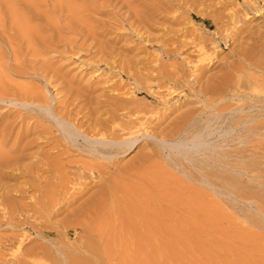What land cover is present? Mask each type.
Segmentation results:
<instances>
[{"label": "bare ground", "instance_id": "obj_1", "mask_svg": "<svg viewBox=\"0 0 264 264\" xmlns=\"http://www.w3.org/2000/svg\"><path fill=\"white\" fill-rule=\"evenodd\" d=\"M166 1L173 2V0ZM157 2L158 0H92L90 5H84L85 3H79L78 0H0V264H94V261L108 262L114 257L118 260L119 257L121 258L120 264H128L126 261L128 259L122 253L131 246L135 250H132L135 252V260L139 259L142 263L150 259L149 253L153 251L152 236L154 237L156 232L154 228L167 227V225H161L159 217H155L158 219L156 222L152 210L153 216L149 211L145 212V202H147L145 199L159 192L155 190L156 188H161L157 183L160 180H154L155 173L161 171L158 178H162L163 183H167L166 186L175 178H170L163 173L160 163L154 164L153 162L156 163V161H148L150 156L160 153L157 150L160 145L155 142L147 143L145 145L147 151L142 152L133 161L123 165L117 161L136 147L139 143L136 141L141 136L152 137L162 143H170L181 136L185 137L184 133L191 129L193 131L194 126V131H197L199 124L197 126L195 122L201 118L198 119L199 114L194 115L192 114L194 112L190 113L191 111L186 110L167 126L161 128L157 135H149L143 131L140 133L139 127L144 126L147 120L146 114L138 107L139 102L135 99L142 93L141 88L127 87L120 81L109 84L107 78L105 82L109 85L103 88L101 86L104 83L101 85V80L88 82L71 75V71L68 72V68L60 61L62 54L70 55V57L76 55L86 46L87 41H90L89 44L94 43L97 52L103 54L104 46L98 40L103 32L100 29L129 28L132 32L142 30L147 32L152 29V25L158 20L154 14L160 9ZM261 2L264 5V0H229L226 8L223 7L224 10L218 13L215 11L217 13L215 15H218L216 17L225 23L222 27L217 24V18H212L217 24L213 32V37L217 40L213 41L215 45L212 49L219 48L222 42L226 44L232 39L233 41L238 39L242 32V25L239 22L240 26H238V21L242 19L244 24L247 23L245 17L249 16L250 11L257 13L258 9L261 10L262 8L259 7ZM163 6L166 7L165 4ZM106 8L112 10V13L109 12L108 21L104 22L106 28L98 24H88L89 12L101 14ZM240 12H242L241 15ZM242 15L246 21L241 18ZM229 29L233 33L230 32L231 30L228 31ZM223 31H228L230 34L226 32L227 35L224 36ZM255 33H251L253 38ZM257 36H261L260 39L264 37V31H260ZM191 40L193 42V39ZM171 41L158 44L159 52L154 54L153 60L144 63L141 68H137L132 61L124 58L125 48L118 47L116 50L109 47V53L115 55L114 62L118 66L114 76H118L119 79L126 77L127 80L133 81L142 78L145 83H148L142 88L151 94L155 93V85L165 87L170 94L177 95L183 90H191L192 84H196L198 85L196 94L201 98L204 97L205 102L212 108L220 95H218L219 91L225 87L232 92V97L236 96L238 99L243 96L254 97L259 104H255L256 101L255 103L250 101L247 109L251 112L255 109L256 112L233 116L229 121L232 126H228L231 129L239 127L237 133L239 136L243 133L246 135L252 133L251 135L256 136L254 134L257 133L259 137H264L259 133L264 131V62L252 57L249 50L243 47L237 53L239 62L231 64L223 71L220 69L222 72L219 75L214 74L213 78L209 75L207 80L201 83L199 73L195 75V78L190 79L182 66L184 63H162L161 58L175 57L176 53L178 54L185 46L183 42L180 43L176 39ZM203 41L198 39L195 43V46L200 48L198 52H201L202 57L197 60L200 62L199 66L193 65L192 74L195 70H201L204 67L202 65L204 60L211 58V54L203 50ZM100 61H102L101 57L96 61L98 69L105 66L104 62ZM182 61L189 64L185 58ZM110 67L112 68L113 65L111 64ZM99 73L101 72H97ZM11 75L25 77L26 82L18 83L13 80V77L11 78ZM244 79L250 82L247 85L248 90L241 89ZM47 87L56 90V97L48 94ZM193 94L195 95V92ZM145 98L144 95L143 99ZM140 116L145 120L141 121L139 127H135ZM214 116L217 120L218 114L214 113ZM205 119L211 121L212 118ZM198 140L201 141V139ZM176 159L174 158V162ZM146 162L152 164L145 165ZM158 167L160 170L157 171ZM10 175L22 179L19 182L21 185H15L18 182L8 184L7 179H10ZM203 178L205 182L211 184L208 175H204ZM181 182L182 185L186 183ZM187 185L182 186V189H186ZM189 186L186 197H177L176 204L186 208V218H194L198 217L199 211L202 212L205 209L206 212L209 206L204 205L199 211L193 209L192 205L195 204L193 202L196 201V196L200 198L203 193ZM232 186L231 184V188ZM185 189L183 192L186 191ZM178 193L176 192V195ZM188 194L195 196V198L192 197L193 202ZM152 199L154 203L157 198ZM148 203L147 206H151L155 212L160 210L159 202L157 203L159 209L155 208V203H151L152 205ZM169 204H172L171 209L176 207L175 202ZM62 206H66L64 210L67 213L58 225L65 227V235L68 236V227H71L79 229L78 232L87 237L81 244L85 250H81L84 253L80 255V258L78 254H81L79 250L81 247L77 246L79 242L77 244L76 241H72L76 247L72 245L71 250L79 247L77 250L80 252L76 251L77 254H75L76 252L73 251L74 253L70 254L68 251L65 254L64 252L71 246L69 244L67 249L66 244L69 243V239L64 244L63 240H60L61 247L58 241L56 243L55 239H52V235L59 227H48L44 230L39 227L43 220L47 223L46 218L50 215H57ZM210 208L213 214L216 213L215 206L210 205ZM171 211L168 210L167 213L164 212L166 214H162L166 219H170ZM161 220L164 221V219ZM200 222L198 224H201ZM140 227H144V230L148 229L150 235L143 234V228L139 232ZM166 229L163 231L167 233ZM109 231L113 233L115 231L114 236H118V240L106 239ZM35 236H38L42 242L30 245ZM168 237L167 240H169ZM158 238L160 237L157 236L156 240ZM127 239L131 240L130 244L127 243ZM154 243L157 244L155 241ZM162 244L167 246V241ZM114 246L118 249L114 250ZM62 258L66 259V262L62 260L59 263ZM130 261L132 262V259Z\"/></svg>", "mask_w": 264, "mask_h": 264}, {"label": "rangeland", "instance_id": "obj_2", "mask_svg": "<svg viewBox=\"0 0 264 264\" xmlns=\"http://www.w3.org/2000/svg\"><path fill=\"white\" fill-rule=\"evenodd\" d=\"M91 1L92 0H78L79 3H85L84 5H90ZM228 2L229 0H173V2L158 0L157 5L158 7H160V9H158V11L154 13L156 14L158 20L154 25H152V29H149L147 32L144 30L132 32L129 28L115 30L100 29L101 32H103L101 35H99L98 40L104 46L103 54L97 52V47L94 46V43L89 44L90 41H87L86 46L81 48L76 55L70 57V55L67 56L65 54H62L63 57L60 62H62V64L68 68V72L71 71V75H75L76 77L81 78L83 81L87 80L88 82H94L97 80H101L100 84L102 85L104 83L101 87H106L114 81H120L122 84L124 83L125 85H127V87L134 86L133 88L135 89L141 88L140 90H142L143 94H138V97H136L135 99L138 100V107L143 110L144 114H146L145 116L147 117V120L144 125L145 127H139L141 121L145 120L142 116H140L138 121L136 122L135 127H139V129L141 130L140 133H142L143 131V133L149 135H157L161 128L167 126L180 113L185 112L186 110L191 111L190 113L194 112L192 113L194 115L199 114L198 119H203V121L201 119H199V121L196 120L195 125L198 126L199 124V127L196 129L197 131H194V126L192 127L194 128V132L191 129L188 132L184 133L185 137L181 136L170 143H162L158 139L148 136L145 137L143 135L136 141L139 142L136 147H134L133 149L128 151L126 155L118 159L117 162L122 165L133 161L136 157L142 154V152L147 151V149L145 148V145L147 143L155 142L158 143L161 148L160 149L158 147L157 149L159 150L158 152H160L157 153V155L159 156L155 154L153 156H150V160H147L150 162L151 160L156 161V163L153 162L154 164L160 163L159 165L160 168H162V172L164 170L163 173L170 176V178H175L174 180L172 179L173 181H169L170 184L166 186L167 183H163V179L158 178V174H160L161 171H159L160 173H155L156 176L154 174V180H160L157 183L161 188H156L155 190L159 192H155L156 194H152L150 198L145 199L147 200V202H145V212L148 213L149 211L150 215H152L153 211V215L155 216H152L154 218L159 217V223L163 226L167 225V227L154 228L156 231L154 234L155 239L152 236L153 242L151 241V243H153V251L149 253V260H144L142 261V263H140L141 260H139L138 258V260H135V252H133L135 250H133L132 246L127 251H125L126 253L124 251L123 253L121 252L123 256L128 259L126 260L128 264H264V137H259V134L257 135V133H253L256 136L251 135L252 133H249V135L248 133L247 135L246 133H243L239 136V134H237L239 127H232L231 129L230 127L232 125L231 123L229 124V121L233 116L243 115V113L246 114V112L250 113L251 110L249 111L247 109V105L251 102L255 103V98L249 96H243L240 97V99H238V97L236 96L232 97V92L229 91L226 87L223 88V86V89H221L218 93V95L220 94L218 96L220 102L217 99L216 103H213L214 106L212 108L209 107V104L205 102L206 99L204 97L201 98V96L196 94V90L198 89V85L196 84H192L191 90H183L177 95L175 93L170 94L165 87L155 85V93L151 94L149 92H146L147 90L145 88H142L148 85V83H145L142 78L140 80L137 79L133 81L127 80L126 77H124V79H119L118 76H114V74H116L115 71L118 66H116V63L114 62L115 55H110L108 50L109 47L115 48L116 50L118 49V47L125 48L126 51H124V58L126 60L129 59L130 61H132L137 68H141L144 63H149V61L153 60L154 54L159 52V49L157 47L158 44L160 45L161 42H170L171 40V42H173V40L176 39L180 43L183 42L185 46L182 47V49L178 53L179 55L176 53V58H161L162 63H184L185 65L183 64L182 66L190 79L195 78V75L199 73L198 76L200 75L199 78H201V83H204L209 75L210 78H213L215 76L214 74L219 75V73L222 72L223 69L229 67L231 64L239 62L237 53L242 50L243 47H246V49L249 50L252 57L254 56L255 58H258L260 62H264V39H262L264 37L260 39L261 36H257L260 31H264V5H262V2L260 5L258 3L259 7L262 8L261 10L258 9V14L250 11L248 13L249 16L245 17L247 21L243 15L241 16V18H244L247 23L244 24L241 18L240 19L242 22L240 20L238 21V26H240V23L242 25V32L239 35L238 39H234V41L232 39L226 44L222 42L219 48L216 47L215 49H212V47L215 45L213 41L217 40L214 39L213 32L216 30L217 24L223 27L225 23V21L223 22L221 19H218V15L215 14L224 10L223 7L227 6ZM163 4H165L166 7H164ZM109 12L112 13L111 8H109V10L108 8H106V10L103 9L101 14L89 12L90 21H87L88 24H98L99 26H104V28H106L104 22L108 21L110 17ZM242 12H240V15ZM212 18H217V24H215ZM230 30L231 29H229L228 31ZM228 31H223L222 34L225 36L227 34H230V32L233 33L232 30L230 32ZM106 32L108 33L105 34ZM253 32H256L254 38L253 35H251V33L253 34ZM191 39H193V42H191ZM198 39L202 41L204 40L203 50H206L208 54H211V58L204 60V62H202V65L204 67L202 66L203 68H201V70H195V73L193 72L192 74L191 69H193V65L199 66L200 62H198L197 60L202 57L201 52H198L200 48L195 46V43H197ZM253 39L255 44L253 43ZM156 41H158L159 43H157ZM60 57L61 56H59V58ZM100 57L102 58V61L100 62H104L105 66H102L100 69H98L96 61ZM183 58L189 61V64H186L184 61H182ZM105 61L108 63V65L107 63L105 64ZM110 63L114 68L110 67ZM220 69H222V71H220ZM97 72L101 73L97 74ZM11 78L14 81L16 80V82L18 83L26 82L25 77L11 75ZM106 78L108 80L107 83L109 84H106ZM249 83V81L246 82V79H244V81L241 83V89L248 90L247 85ZM51 88L52 87H47L48 94L51 97H56V90H54V88ZM194 92L195 95L193 94ZM144 95L146 96L145 99H143ZM120 97H123V95H121ZM255 104L259 103H257L256 101ZM192 109L195 111H193ZM253 111L256 112L255 109H253ZM252 112L251 114H253ZM214 113L215 115L218 114L217 120H215ZM205 118H212L214 120L212 121L211 119V121H208ZM204 121L206 122L204 123ZM228 125L231 126L229 127ZM198 130L200 132H198ZM259 133H261V135H264V131ZM234 134L236 136L238 135L239 137H235ZM198 139H201V141ZM247 140L248 142H246ZM243 141L246 143H242ZM217 151L221 154L219 155ZM174 158H177L175 162ZM198 163L199 165H201L199 166ZM150 164H148V162L145 163V165ZM160 168L157 169V171L160 170ZM216 169L219 170H217V174ZM204 175L209 176V181L211 180V184L205 182V179L203 178ZM12 177L13 176H11L10 179H7L8 181L6 180L8 184H15L18 182L15 185H21L19 182H21L22 179H18L17 176L13 177L12 179ZM180 179L181 181L186 182V185L189 184L190 186L187 185L185 186L186 189H182V186H184L185 184H180L182 183L181 181H179ZM178 181L179 184L177 183ZM157 183H155L156 187L158 186ZM231 184L233 185L232 188ZM163 186H165V189L163 188ZM188 186L189 188L194 187L193 189L201 190L200 192L203 193V196H201L200 198L199 196H196L195 200L197 202L194 201L195 196H191V194H188L192 199V202L194 201L193 204H196L192 205L193 209L199 211L203 209L202 206H209V208H206V212L204 211L205 209H203L202 212L199 211V215H197L198 217L186 218V208L183 205L180 207V204H176L177 197H186ZM234 186L235 188H233ZM94 188L92 190H94ZM174 188H176L177 190ZM184 189L186 191L183 192ZM161 190L162 193H160ZM168 190L171 192L169 193ZM175 191L179 192L178 195H176ZM232 191H234V193H232ZM158 193L160 196L158 195ZM152 196H154L155 199L157 198L156 200H154L155 202L157 201L156 203L154 202L155 204L152 202V198H154ZM160 198H165V200L161 201ZM170 199H172L175 202L174 205H176V207L173 205L174 207H172V209V204L170 205L169 203L174 202ZM148 201L150 204L148 203ZM147 203L149 205H152L151 203H153L156 206H153L155 208H158L159 206L160 210H158V212H155V209H152L151 206H147ZM198 205H200V207H198ZM210 205L216 207V213L213 214V212L210 210ZM65 207L66 206H62L57 215H50L48 218H46L48 219L47 223L42 219L44 222L42 221L41 226L39 227H41L42 230L47 229L48 227H59L56 229L55 234L52 235V239L54 238L55 240H53L55 242L58 241L59 247L62 246V242L64 244V242L68 241L69 239V243L66 242L68 243L66 244V246H68L67 249L69 248V244L71 246L67 251L64 250L65 254H67L68 251H70V254L73 251L80 252L84 248L81 244L82 242L86 241L87 237L85 235H81L80 232H78L80 231L79 229H73L71 227H68L69 230L67 236L65 235V227L59 226L63 219L66 217L67 212L66 210H64L66 209ZM147 207L149 209H146ZM197 207L201 209H198ZM174 208L177 209L173 210ZM181 209L182 211L180 212ZM168 210H172L174 211L173 213H175L173 214L171 211L170 219H166L164 215L168 212ZM160 213L164 214L161 215ZM182 213L185 218L181 216ZM158 219L155 218L156 222H158ZM161 219H164L167 224L164 221L162 222ZM198 222H200L201 224H198ZM60 227L64 228V230ZM142 228L140 227L139 232H141L140 230L142 229V233H147L148 235V229L144 230V227ZM165 229L168 230L167 233L166 231H163ZM170 229L174 230L171 231ZM143 230L145 232H143ZM110 231L108 232L109 234L107 235L106 239H109L110 241L118 240V236H114L115 231L114 233ZM156 233H161L162 235H156ZM170 233L173 236L170 235ZM58 235L60 236L58 237ZM79 235H81V238L79 237ZM157 236L160 237L157 239L158 241L156 240ZM167 237L169 240L166 239ZM57 238H59V240ZM60 240H63L61 244L59 243ZM72 241H76L75 243L77 244L80 243L79 245H77L81 247L79 249L80 251L77 250V248L79 247H77L76 250L75 248L74 250H71L74 246ZM154 241L157 242V244L154 243ZM164 241H167V246H164L162 244V242L164 243ZM40 242H42V240L38 236H35V238L30 242V245ZM127 243L130 244L131 240H128ZM156 245L158 247V250ZM74 247H76V244ZM117 249L118 248L114 246V250ZM83 251L80 252L81 254H78V258H80V255L84 253ZM77 252L75 254H77ZM129 256L130 258L132 257V262L130 261L131 259L129 258ZM152 256H155L156 259ZM157 257L159 258L158 260ZM120 259L121 258L119 257V260ZM119 260L114 257L111 258V260L109 259L108 262L94 261V264H120L119 262L121 260ZM61 261L66 262V259L62 258L59 263H61Z\"/></svg>", "mask_w": 264, "mask_h": 264}]
</instances>
